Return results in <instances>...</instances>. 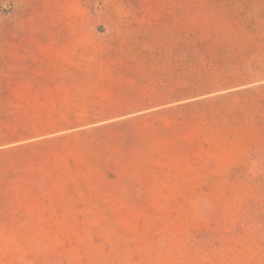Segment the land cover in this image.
<instances>
[{
	"label": "rangeland",
	"instance_id": "rangeland-1",
	"mask_svg": "<svg viewBox=\"0 0 264 264\" xmlns=\"http://www.w3.org/2000/svg\"><path fill=\"white\" fill-rule=\"evenodd\" d=\"M0 264H264V0H0Z\"/></svg>",
	"mask_w": 264,
	"mask_h": 264
},
{
	"label": "crops",
	"instance_id": "crops-1",
	"mask_svg": "<svg viewBox=\"0 0 264 264\" xmlns=\"http://www.w3.org/2000/svg\"><path fill=\"white\" fill-rule=\"evenodd\" d=\"M28 47H33V49H44V48H47L48 49H53L54 48V44L53 43H49V44H44V43H40V42H37L35 44H27ZM37 61H42V59L40 58H37L36 59Z\"/></svg>",
	"mask_w": 264,
	"mask_h": 264
}]
</instances>
